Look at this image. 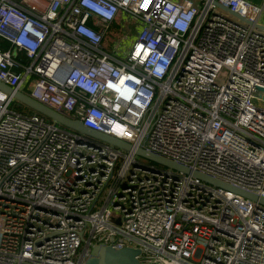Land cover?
I'll return each mask as SVG.
<instances>
[{"label": "built area", "instance_id": "built-area-1", "mask_svg": "<svg viewBox=\"0 0 264 264\" xmlns=\"http://www.w3.org/2000/svg\"><path fill=\"white\" fill-rule=\"evenodd\" d=\"M263 12L250 0H0V80L132 147L0 89V264H87L99 244L139 249L143 264H264V205L138 153L264 198Z\"/></svg>", "mask_w": 264, "mask_h": 264}, {"label": "water", "instance_id": "water-1", "mask_svg": "<svg viewBox=\"0 0 264 264\" xmlns=\"http://www.w3.org/2000/svg\"><path fill=\"white\" fill-rule=\"evenodd\" d=\"M227 10L231 11L229 8H226ZM233 13V12H232ZM235 14V13H233ZM262 28H264L263 24H260ZM0 89L9 93L13 94L16 99L24 103L25 105L31 107L32 109L44 114L45 116L51 118L52 120L56 121L57 123L77 132L78 134L87 136L91 141H99V142H107L112 145H116L122 148L131 149V145L117 137H112L110 135H107L105 133H102L98 130H92L89 127H86L82 121L80 120H74L70 118L69 116L41 103L40 101L34 99L30 95L15 90L10 85L4 83L0 80ZM259 90L264 91L263 87L258 88ZM138 153L141 156H144L145 158L149 160L156 161L157 163H160L162 165H166L168 167L175 168L177 170L184 171L185 173L192 172L195 176L201 178L204 181L211 182L213 184H216L218 186H221L223 188L231 189L238 194L245 196L249 199H252L256 202H259L260 204L264 205V198L259 197L257 194L248 191L246 189L238 188L229 182H223L217 178H214L210 175H205L198 171H192L190 167L188 168L185 165L179 164L175 161H172L171 159L168 160L154 152H149L143 148L138 150ZM139 249H132V248H124V249H114L111 246H105V245H94L93 246V254L94 256L90 257L87 261V264H143L138 259L137 254H139Z\"/></svg>", "mask_w": 264, "mask_h": 264}, {"label": "trees", "instance_id": "trees-1", "mask_svg": "<svg viewBox=\"0 0 264 264\" xmlns=\"http://www.w3.org/2000/svg\"><path fill=\"white\" fill-rule=\"evenodd\" d=\"M90 24L94 27L95 23L93 21L90 22ZM123 34V30L121 29L120 21L113 22L108 34L105 36L104 45L106 48H109L110 45H112V41L116 37H119ZM24 57V56H23Z\"/></svg>", "mask_w": 264, "mask_h": 264}, {"label": "rangeland", "instance_id": "rangeland-1", "mask_svg": "<svg viewBox=\"0 0 264 264\" xmlns=\"http://www.w3.org/2000/svg\"><path fill=\"white\" fill-rule=\"evenodd\" d=\"M131 21V22H130ZM264 21V20H263ZM128 22H130V24H134V19H132V18H130V19H128ZM112 43H113V41H112ZM111 43V44H112ZM11 47V45L7 42V41H5L4 39H1L0 40V48L1 49H3V50H6V49H9ZM19 56L20 57H22V54L20 53L19 54ZM24 91L25 92H28V86L27 85H25V88H24ZM149 161V160H148ZM150 163H156L157 165H159V166H161V167H164V165H162V164H160V163H157V162H154V161H149Z\"/></svg>", "mask_w": 264, "mask_h": 264}, {"label": "crops", "instance_id": "crops-1", "mask_svg": "<svg viewBox=\"0 0 264 264\" xmlns=\"http://www.w3.org/2000/svg\"><path fill=\"white\" fill-rule=\"evenodd\" d=\"M250 1H252L253 3H255V4H261V5H264V0H250ZM264 12H263V14H262V19H261V24H263L264 25Z\"/></svg>", "mask_w": 264, "mask_h": 264}]
</instances>
